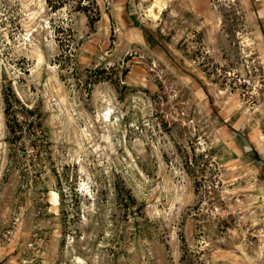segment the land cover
I'll return each mask as SVG.
<instances>
[{
  "label": "rangeland",
  "instance_id": "1",
  "mask_svg": "<svg viewBox=\"0 0 264 264\" xmlns=\"http://www.w3.org/2000/svg\"><path fill=\"white\" fill-rule=\"evenodd\" d=\"M94 1L0 0V264H264V0Z\"/></svg>",
  "mask_w": 264,
  "mask_h": 264
},
{
  "label": "trees",
  "instance_id": "2",
  "mask_svg": "<svg viewBox=\"0 0 264 264\" xmlns=\"http://www.w3.org/2000/svg\"><path fill=\"white\" fill-rule=\"evenodd\" d=\"M44 1L46 3L47 7L53 12L62 9L63 7H69V9L73 12H81V13L85 14L90 26L92 25L93 21L98 20L100 17L99 9H98L94 0H44ZM126 72L127 71L125 69L121 70L120 71V74H121L120 77H124ZM93 73L94 74H100V73H102V70L98 68V69H95L93 71ZM96 78L97 77H95L94 79H92L91 81H88V82L94 83L97 80H99ZM114 82H118V80H116ZM119 82H120V80H119ZM118 84L119 83H117V85ZM121 86L125 87L124 84H122ZM6 124H7V130L9 132H11L12 134H15L16 130L14 129V125L18 124L17 117L13 113H11V114L8 113V110L6 111ZM19 132L22 133L21 127H20ZM119 192H120V190H119ZM124 192L126 193L128 201H130V203H132L133 197L129 193V190L126 189V190H124Z\"/></svg>",
  "mask_w": 264,
  "mask_h": 264
}]
</instances>
